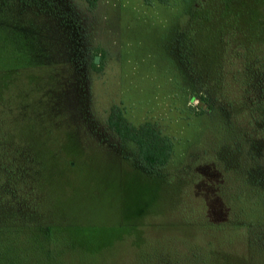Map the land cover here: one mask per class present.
Returning a JSON list of instances; mask_svg holds the SVG:
<instances>
[{"label": "rangeland", "instance_id": "1", "mask_svg": "<svg viewBox=\"0 0 264 264\" xmlns=\"http://www.w3.org/2000/svg\"><path fill=\"white\" fill-rule=\"evenodd\" d=\"M49 1L72 48L49 46L45 13L0 6V48L20 30L0 132L35 155L37 204L3 244L23 264H264V0ZM113 104L171 139L164 166L106 126Z\"/></svg>", "mask_w": 264, "mask_h": 264}, {"label": "trees", "instance_id": "2", "mask_svg": "<svg viewBox=\"0 0 264 264\" xmlns=\"http://www.w3.org/2000/svg\"><path fill=\"white\" fill-rule=\"evenodd\" d=\"M85 1L87 2L89 9L95 8L96 0ZM144 1L150 3L153 0ZM156 1L167 2L168 0ZM11 2H16L21 7H24V9H30L38 14L45 13L48 17L46 19H48L49 22H53L54 26H50V23L48 26L52 31V40L49 42V46L54 49V47L58 48L60 44H63V47L65 48H72V45H69L68 42V33L74 32V24L71 25L73 28H71L72 31H70L66 20L67 15H63L60 12L59 14L61 15L54 14L59 10L55 8V5L51 3V1L0 0V6H9ZM7 27L10 31L11 29L9 26ZM9 31L6 33L8 34ZM16 31L18 39L20 33L18 31L20 30ZM35 37L28 36L27 41L28 43H31L34 39L35 49H38L37 46L42 44L37 42ZM251 37L257 36L252 35ZM17 39L14 36L7 37L4 42L5 45L0 48V51L7 52L8 42L16 46L18 43ZM46 46L47 45H45V47ZM41 49V51L44 52L42 47ZM47 49L48 48H46V52ZM47 54L48 53L39 59L35 57V66L55 64V58H53V56L49 57ZM91 64L95 66V61L93 60ZM202 105V102L199 103L200 113L204 112ZM105 124L119 139L130 141L135 145L137 159L143 169H157L168 162L172 153L173 143L168 136L162 135L149 122L134 125L124 116L122 108L113 104L109 108ZM34 165L35 155L28 150L26 154L23 149L17 151V148L8 146L6 140H4L3 133L0 132V264H23V260L17 258L18 256H21V251L14 252L16 245L13 244V242L8 244V246L4 245L3 238L6 234L5 232L17 231L18 229L20 230L21 227L23 228V226L31 225L29 223L31 220L28 218L35 216L37 204L35 196L32 194V189H35V179L33 178V175L35 174ZM24 209H26L25 216L22 214V210ZM235 264H246L245 258L236 257Z\"/></svg>", "mask_w": 264, "mask_h": 264}, {"label": "water", "instance_id": "3", "mask_svg": "<svg viewBox=\"0 0 264 264\" xmlns=\"http://www.w3.org/2000/svg\"><path fill=\"white\" fill-rule=\"evenodd\" d=\"M94 61L97 62V57L94 58Z\"/></svg>", "mask_w": 264, "mask_h": 264}]
</instances>
